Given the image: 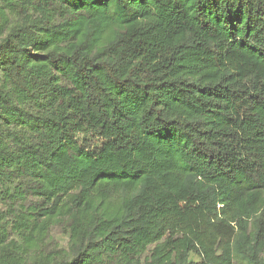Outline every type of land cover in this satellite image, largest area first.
<instances>
[{"label": "trees", "instance_id": "trees-1", "mask_svg": "<svg viewBox=\"0 0 264 264\" xmlns=\"http://www.w3.org/2000/svg\"><path fill=\"white\" fill-rule=\"evenodd\" d=\"M0 75V264H264V0H0Z\"/></svg>", "mask_w": 264, "mask_h": 264}, {"label": "rangeland", "instance_id": "rangeland-1", "mask_svg": "<svg viewBox=\"0 0 264 264\" xmlns=\"http://www.w3.org/2000/svg\"><path fill=\"white\" fill-rule=\"evenodd\" d=\"M3 79L0 75V86L2 85ZM80 142H83L84 135L80 134L79 138ZM38 197L29 194L25 203L28 205L31 202H35ZM41 202V198H40ZM70 247V230L67 226L66 222H62L60 224L54 225L49 231V237L47 240V246L45 247L46 252H54L56 250H65L69 252ZM150 252L147 254L149 255Z\"/></svg>", "mask_w": 264, "mask_h": 264}]
</instances>
